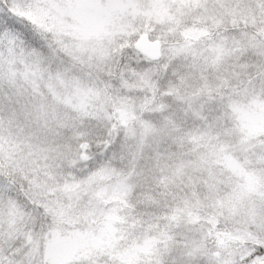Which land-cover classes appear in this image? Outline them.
<instances>
[{
  "label": "snow or ice",
  "instance_id": "1",
  "mask_svg": "<svg viewBox=\"0 0 264 264\" xmlns=\"http://www.w3.org/2000/svg\"><path fill=\"white\" fill-rule=\"evenodd\" d=\"M0 264H264V0H0Z\"/></svg>",
  "mask_w": 264,
  "mask_h": 264
}]
</instances>
